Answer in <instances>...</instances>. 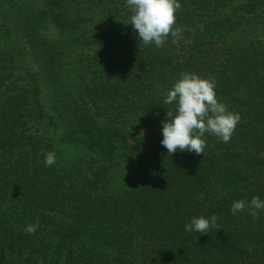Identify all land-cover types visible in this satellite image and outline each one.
I'll return each mask as SVG.
<instances>
[{
	"label": "trees",
	"instance_id": "trees-1",
	"mask_svg": "<svg viewBox=\"0 0 264 264\" xmlns=\"http://www.w3.org/2000/svg\"><path fill=\"white\" fill-rule=\"evenodd\" d=\"M178 2L156 48L126 0H0V264H264V211H230L264 201V0ZM183 72L241 117L201 155L160 143Z\"/></svg>",
	"mask_w": 264,
	"mask_h": 264
},
{
	"label": "clouds",
	"instance_id": "clouds-1",
	"mask_svg": "<svg viewBox=\"0 0 264 264\" xmlns=\"http://www.w3.org/2000/svg\"><path fill=\"white\" fill-rule=\"evenodd\" d=\"M132 15L130 22L133 30L138 33L139 43L154 44L161 48L169 36L172 44H177L183 38V27L176 25V12L182 6L178 0H126ZM214 78H201L196 73L183 72L172 87L167 90L164 103L175 105L165 111L166 119L161 121V145L169 155L179 152L204 153L206 133L214 135L221 142L230 141L236 125L241 117L239 113L229 111L227 106L219 102L215 93ZM56 162L55 153L45 154L44 164L52 166ZM248 209V214L254 219L259 218V212L264 211V201L253 196L250 201L237 200L231 204L233 215ZM219 217L213 214L210 219L204 216L193 217L185 223L187 232L208 234L210 228L220 229L217 225ZM39 227V219L26 225L23 231L35 234Z\"/></svg>",
	"mask_w": 264,
	"mask_h": 264
}]
</instances>
